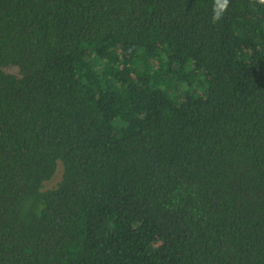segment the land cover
<instances>
[{
    "label": "trees",
    "instance_id": "obj_1",
    "mask_svg": "<svg viewBox=\"0 0 264 264\" xmlns=\"http://www.w3.org/2000/svg\"><path fill=\"white\" fill-rule=\"evenodd\" d=\"M215 5L0 0V264H264V3Z\"/></svg>",
    "mask_w": 264,
    "mask_h": 264
},
{
    "label": "clouds",
    "instance_id": "obj_2",
    "mask_svg": "<svg viewBox=\"0 0 264 264\" xmlns=\"http://www.w3.org/2000/svg\"><path fill=\"white\" fill-rule=\"evenodd\" d=\"M261 3H264V0H260ZM228 0H223V3L220 2V0H216V5L213 9V22H217L222 18V14L227 9Z\"/></svg>",
    "mask_w": 264,
    "mask_h": 264
}]
</instances>
